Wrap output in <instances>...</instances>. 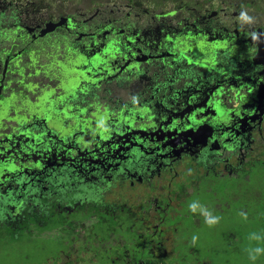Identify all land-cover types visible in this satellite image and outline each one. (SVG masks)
<instances>
[{"label": "flooded vegetation", "instance_id": "obj_1", "mask_svg": "<svg viewBox=\"0 0 264 264\" xmlns=\"http://www.w3.org/2000/svg\"><path fill=\"white\" fill-rule=\"evenodd\" d=\"M1 1L0 224L129 223L108 264H168L201 189L264 174V0Z\"/></svg>", "mask_w": 264, "mask_h": 264}, {"label": "rangeland", "instance_id": "obj_2", "mask_svg": "<svg viewBox=\"0 0 264 264\" xmlns=\"http://www.w3.org/2000/svg\"><path fill=\"white\" fill-rule=\"evenodd\" d=\"M37 1L39 5L55 7L59 2L84 4L87 0ZM220 186L217 201L209 192L201 189L185 206L189 213V205L195 202L207 208L212 216L220 217L219 223L209 227L199 207L196 212L191 211L193 216L187 214L174 240L176 255L169 253L167 257L171 259L167 260L168 264H194L197 261L201 264H264V253L255 261L249 259L248 255L250 248H264V174L251 175L245 188L225 184ZM232 191L237 199L231 198ZM218 204L221 205L220 209L216 207ZM241 213H245L247 219ZM72 219L75 223L55 225L53 222H57V219L50 217L44 227L32 225L15 236L0 226V264H108L110 256L114 254L111 247L119 245L117 251L121 252L123 246L120 241L130 248L136 242L127 227L130 219H126L128 224H123L121 230L110 220L99 223L89 218L92 221L86 219L84 223H76L77 212ZM253 233L262 239H250ZM193 236L198 237L195 245L192 243ZM104 249L107 250L106 255Z\"/></svg>", "mask_w": 264, "mask_h": 264}, {"label": "clouds", "instance_id": "obj_3", "mask_svg": "<svg viewBox=\"0 0 264 264\" xmlns=\"http://www.w3.org/2000/svg\"><path fill=\"white\" fill-rule=\"evenodd\" d=\"M240 15H241V18L242 19L252 22V18L249 17L246 12H241ZM198 207L200 208L201 214L205 217V223L209 227H214L216 224L219 223V221H220L221 218L218 217V216H212V214L207 210V208H205L203 206H200V205H198L195 202L194 203H191L189 205L190 210L193 211V212H196V210H197ZM241 215L245 219H247V215L245 213H241ZM250 239L259 241V240L262 239V237L260 235L256 234V233H253V234H251ZM197 240H198V237L197 236H193L192 237V243H193V245H195V243H196ZM262 253H264V248H262V247H256V248H250V249H248L249 259H251L253 261H255L257 259V257L260 254H262Z\"/></svg>", "mask_w": 264, "mask_h": 264}, {"label": "water", "instance_id": "obj_4", "mask_svg": "<svg viewBox=\"0 0 264 264\" xmlns=\"http://www.w3.org/2000/svg\"><path fill=\"white\" fill-rule=\"evenodd\" d=\"M56 62L58 63V65L60 67H62V71H60V73L37 70L35 73L31 74L32 78L30 77L29 81L33 80L34 84H36L37 82L43 81L44 82L43 86L46 87V89L42 87L41 90L43 92L55 91L56 88L57 89H62L64 91L68 90L69 88H74L75 85L73 83H71V82H67L66 79H65V76H64V73H63V68H66V66H65L64 61L56 60ZM58 76H61L60 84L59 85L58 84L53 85V83H56V78ZM30 83L31 82H28V84L26 86H30L29 85ZM30 92H32V90Z\"/></svg>", "mask_w": 264, "mask_h": 264}, {"label": "trees", "instance_id": "obj_5", "mask_svg": "<svg viewBox=\"0 0 264 264\" xmlns=\"http://www.w3.org/2000/svg\"><path fill=\"white\" fill-rule=\"evenodd\" d=\"M8 30H6L4 33H6ZM40 213L39 212H34L32 211L31 215H30V219L23 221V222H19V223H2L0 224L1 227H5V229L7 230L8 233H12L13 236L16 235L17 232L20 231H24L29 229L32 225H35L37 227H44L47 223V220L41 221L40 220ZM56 224H67V222H53Z\"/></svg>", "mask_w": 264, "mask_h": 264}]
</instances>
